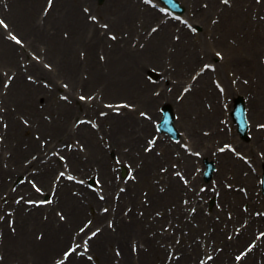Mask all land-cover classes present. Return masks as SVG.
Returning <instances> with one entry per match:
<instances>
[{"label":"bare ground","instance_id":"obj_1","mask_svg":"<svg viewBox=\"0 0 264 264\" xmlns=\"http://www.w3.org/2000/svg\"><path fill=\"white\" fill-rule=\"evenodd\" d=\"M180 1L187 10L190 9L186 19L189 22L193 18L198 20L204 29L210 24L209 20L217 18L211 24V39L203 34L195 40L190 31L181 26L174 32V28L178 27L176 22L159 18L140 0H104L100 6L93 4L92 0H52L49 8L43 4L45 0H0V17L7 19L11 32L24 42L17 45L7 40L5 30L0 27V88L4 86L6 76H11L6 91L2 93L0 89V188L6 190L2 191L6 192V196L0 200V213L3 207L13 209L15 213L14 233L8 225L9 215L0 219V255L3 259L0 264L10 261H17L16 264H54L53 258L60 253V248L73 237L83 239L97 227L100 230L88 238L91 245V253L88 254H92L95 261L97 258L96 264H155L153 246H149V251L144 254L139 248V253L134 254L130 248L131 240L137 239V244H149L156 238L142 234L138 229L142 227V222H147V226L153 229L167 220H170L171 226L176 225L172 228L180 233V240L183 239L185 245L175 246L177 252H182L175 264H188L191 257L205 253L202 241L209 243L211 239L223 238L220 227L225 225L228 228L230 223L227 217L221 216L223 210L218 211L221 216L218 221L212 215H204L203 203L198 200L196 191L193 194L176 178H169L173 169L168 162L174 160L171 153L178 146L166 144L165 139L158 136L155 146L145 151L149 138H152V135L148 137L152 131V119L140 117L139 112L144 111L156 118L160 115L158 107L165 103L175 108L178 114L174 122L183 129V140L188 138L190 146L195 147L194 151L200 148L201 158L214 161L217 171L214 173L216 190L213 194L219 192L218 201L226 204L237 220L246 216V212L238 208L240 200H244L249 207L255 206L252 188L256 187V180L253 174L243 175L241 170H245V164L233 158L228 151L214 153L215 138L225 132L220 131L215 122L221 105L214 102L213 97H220V93L216 88L209 92V79L212 74L216 75L225 93L235 96L244 92L248 96L246 104L251 117L259 118L255 117V110L260 103L264 104V64L258 59L261 54L259 46L264 44V26L261 27L263 21L251 19L250 9L257 6L262 13L264 0L257 5L248 0V8L242 7L246 0H229L228 4L218 0ZM92 14L107 24L108 33L116 35L114 41L105 40L103 26L89 20ZM153 26L155 28L151 29ZM149 31L151 33L147 35ZM134 36L137 42L132 46ZM142 42L143 46L139 48ZM198 44L204 45L207 57H211L212 45L220 47L224 58L220 63H213V72L208 69L191 78L200 60ZM26 47L34 52L35 57L29 56ZM101 54L105 56L103 60ZM45 62L51 63L53 68H46ZM226 62L231 65L233 77H237L235 84L231 81L227 69L230 66L225 65ZM252 64L254 66H250ZM151 66L161 70L162 82L144 79ZM6 68L9 71H1ZM27 75L31 77L29 80ZM178 77L180 82L168 91L171 79ZM243 77L249 78L250 85H242L240 80ZM43 80L48 84H43ZM59 81L64 82V88ZM182 82H185L184 87L190 83V88L184 94V100L178 102L173 94ZM155 86L158 92L153 95L151 91ZM85 92L95 96L90 100L79 99L78 95H85ZM60 94L64 97L61 98ZM203 98L209 101L211 109L202 106L197 110L195 104H202L201 100L205 101ZM210 100L213 101L212 106ZM102 101H125L131 108L123 106L116 113L104 106ZM82 117L90 118L97 126L86 122L76 124V120ZM25 123L31 126L32 133L25 134L29 131ZM251 127L255 138L247 146L253 147L257 141L264 148V139L258 138L261 131L264 134V129L257 130L255 125ZM258 140L261 142L258 143ZM69 144L72 145L70 148ZM155 148L161 151L160 155H156ZM52 150H57L66 164L51 156ZM176 150L185 153L179 147ZM108 152L112 157V154L117 155L123 163L129 158L137 178L125 183L121 178V184L115 182V171L111 168L110 159L105 158ZM180 156L177 166L179 170H184L190 186H193L196 184V178H192L196 157L188 154ZM139 162L141 165H138ZM163 164H167L165 174L158 170ZM21 171L26 177L29 175L37 179L39 187L47 193L53 191L49 203L44 206L33 202L25 204L26 199L36 196L28 180L18 186V195H23L22 199L18 202L11 200L15 196L12 181ZM60 171L73 173L76 178H83L79 175H99L104 200H99L95 192L76 181L63 176L57 179L54 173L58 175ZM225 181H232L235 185L245 184L249 193L246 192V195L233 188L227 189ZM118 184L124 189L118 191L119 195L114 200ZM143 190L146 191L144 195ZM205 192L201 191L199 195L206 198L211 195L210 191ZM0 195L2 197V193ZM100 204L115 205V208L106 214H99L95 210ZM189 206L196 208L193 213L187 211ZM127 207H130L129 211L123 214L122 210ZM140 209L143 210L141 216L137 215ZM153 212H159L161 216L151 218ZM84 217L92 219L95 226L89 225L78 233L76 226ZM110 219L114 230L105 223ZM225 220L226 224L223 223ZM198 221V226L193 227V223ZM260 222L258 218L257 223ZM210 227L213 231L208 238L202 231ZM253 227V221L249 220L233 240L223 239V250L228 245H237L252 237ZM186 230L187 234L184 233ZM196 236L200 237L199 244L193 242ZM159 237L164 239L169 235L167 232L159 233ZM187 241L191 246L188 247ZM114 245H117L120 254L111 252ZM108 246L111 248L106 250ZM75 252L69 254L62 264H94L89 258L76 256ZM254 253L256 255L257 248ZM217 257L229 260L230 254L223 255L220 251ZM248 263L257 264L256 257ZM260 263L264 264V256Z\"/></svg>","mask_w":264,"mask_h":264},{"label":"rangeland","instance_id":"obj_2","mask_svg":"<svg viewBox=\"0 0 264 264\" xmlns=\"http://www.w3.org/2000/svg\"><path fill=\"white\" fill-rule=\"evenodd\" d=\"M92 2H93V4H95L96 6H100L102 3L101 2H99V0H92ZM103 2V1H102ZM254 11L256 10V8H254L253 9ZM91 17H95V16H91ZM90 17V18H91ZM100 23H102V22H100ZM103 24V23H102ZM196 29H197V32H199V33H201V27L199 26H197L196 27ZM198 33H192V35H194V37H195V40H197L199 37H200V35H197ZM205 37H209V34L208 35H205ZM110 37H108L107 36V39H109ZM134 41V43L132 44V46L137 42V40L136 39H134L133 40ZM199 42V41H198ZM143 46V43H140L139 45H138V47L139 48H141ZM26 51H28L29 53H34V52H32V51H30L29 50V48H27L26 47ZM197 52H198V55H199V58H200V60H199V62H198V64H197V66L195 67V72L194 73H196L198 70H200L199 68H200V66L201 67H203V65L204 64H208V62H212V63H218V62H221V57H218L217 55H216V53H214V46H211V57H207L208 56V53L206 52V50H205V47H204V45H201V44H198L197 45ZM103 57L101 56V59H102ZM46 64H47V66L48 67H50L49 69H52L53 68V66H52V64L51 63H47V62H45ZM204 69V68H203ZM5 70H8L7 68L6 69H1V71H5ZM155 70V68L154 67H152V71H151V73L153 74L154 72H156V73H158L156 70ZM202 72L200 71V74H201ZM233 74L231 73V76H230V78H231V80H234L235 81V79H237V78H232L233 76H232ZM86 76H87V74H86ZM145 78L146 79H149V81H155V77L153 76V75H151V74H146L145 73ZM28 80V79H27ZM180 80V77H178V78H172L171 79V83H172V85H169V87H168V90H171V88H173V85H176V84H178V82H180L179 81ZM244 81H245V83L243 82V84L245 85V84H247V82H248V80L247 79H243ZM4 81H6V84L4 85V88H0L1 89V92L2 93H4L6 90H5V87H6V85H7V83H8V81H9V77H8V75L6 76V78H5V80ZM4 81H3V83H4ZM158 81H160V82H162V78H159V80ZM47 81H45V80H43V83H46ZM59 83L61 84L62 83V85L64 86L65 84H64V82H61V81H59ZM184 85H185V82H182V84H180L179 85V88H177V90H176V92L173 94V97H174V100L176 99V101H183L184 99H182L181 97H182V89H183V87H184ZM62 86V87H63ZM214 86L215 85H213V83H212V77L209 79V92H211L212 91V88H214ZM64 88V87H63ZM93 89V88H92ZM92 89L90 90V92L92 91ZM153 91H151V93L153 94V95H156V92L158 91V88H156V86L152 89ZM184 90V89H183ZM95 96V94H88L87 92H85V95H82V94H80V95H78V98L80 99V98H87V97H89L90 99L91 98H93ZM224 97H223V100H222V104H223V106H224V108H226L227 107V103H228V108H229V111H228V109L226 108L225 110H222V113H221V111H220V114H219V116H218V118H216L215 119V122H217L218 123V125H219V127H220V129L223 131V129L225 130V128L227 129V133H226V135H225V137H218V138H215V140H216V142H217V144H216V142H214L213 143V148H214V153H215V151L218 149V147H217V145L218 144H220V143H229V144H233L234 146H235V148L237 149V150H240V152L241 153H243V154H250V153H253L256 157L258 156V154H262L261 152H259L258 151V148L257 149H255V150H253V152H252V150L250 151V152H247L246 153V151H247V149H246V145H245V143H247L248 141L247 140H243V138L237 133V131H236V127H235V125H234V123H233V121H232V119H231V117H230V107H231V104H230V106H229V101H230V99H231V101H232V99L234 98H231V96H229V95H223ZM190 98V97H189ZM119 99H121V98H115V100H119ZM181 99V100H180ZM205 101H203V100H201V102H202V104H195V105H197V110H200V108H203L204 106H206V108L207 109H211L210 107H209V101L208 100H206L205 98H203ZM111 100V99H110ZM213 100H214V102L216 101V102H219V104H220V101H221V99L219 98V96H217V97H213ZM194 101V100H193ZM103 102V104L105 105L106 103H109L108 101H102ZM232 103H233V101H232ZM210 104H211V106H212V104H213V101H211L210 100ZM108 106H109V104H108ZM203 106V107H202ZM157 108V107H156ZM222 108V107H221ZM174 111V110H173ZM175 115H177L178 116V114L176 113V110L173 112ZM144 114H146V115H149V113H145L144 111H140L139 112V116H142V115H144ZM223 115H224V119H223ZM156 118H158V116L156 117ZM226 119V120H225ZM156 120V119H155ZM260 121V120H259ZM262 121V120H261ZM175 123V122H174ZM174 126L176 127V129H177V131L179 130V128H181L180 126H177L176 125V123L174 124ZM31 127V126H30ZM29 127V128H30ZM30 133L32 132V131H29ZM153 132V131H152ZM151 132V133H152ZM179 132V134H180V136L178 137V139H179V141H178V143L176 142L175 144H174V146L175 145H177L181 150H183L182 149V145H183V143L185 144V142L186 143H188V144H186V146L187 147H190V149L188 148V150L187 151H191V153H200L201 154V152L200 151H194L193 150V147H191L190 146V143L188 142L189 141V139L188 138H185V140L186 141H184L183 140V136H184V131H182V130H179L178 131ZM248 133H252V132H249L248 131ZM164 138H167V136L165 135L164 136ZM240 141H243L244 143L243 144H241V142ZM145 145V144H144ZM107 147V146H106ZM178 147H175L176 149L178 148ZM195 148V147H194ZM82 149V148H81ZM176 149H174L173 151H172V153H171V156L173 157V159H180L181 158V156L180 155H182L183 154V156H186L187 154L186 153H181V152H177V150ZM199 149V148H198ZM197 149V150H198ZM157 150V149H156ZM160 151V150H159ZM50 153H53V151H50ZM110 155H111V153H107L106 155H105V158H109L110 159V161H113V159L112 158H110ZM112 155H114V160L116 159V162H117V164H118V162H122L123 160H121L120 158H118L117 157V155H115V154H112ZM259 155V157H261ZM208 157V156H207ZM204 158L205 157H203V158H200V157H197L196 158V160L198 159H201V161L200 162H198L196 165H195V171H194V173H193V176H192V178H198L197 179V181L196 182H198V183H196V186H197V189H200V188H202V187H204V186H207L208 184V188L210 187V183L211 182H213V180H214V178H212V181H208V183L205 185V184H202V182H204V180L202 179V173H201V171L203 170V166H204V163H203V160H204ZM205 159H209V158H205ZM264 157H261V160H260V164H259V167H260V165H263V163H264ZM126 160H127V162H126ZM126 160H124L125 161V164L127 163H129L128 161H129V158H126ZM183 160V159H182ZM195 160V161H196ZM209 161H211L210 159H209ZM213 163H214V161H212ZM113 163V162H112ZM131 163V162H130ZM168 163H170V166L172 167V168H174V170L176 169L177 170V163L175 162V160H173L172 162H168ZM140 164V162L138 163V165ZM215 164V163H214ZM141 165V164H140ZM166 166H167V164H163V165H159V168H158V170L162 173V174H165V172L167 171V168H166ZM120 167V166H119ZM215 167V166H214ZM116 168V167H115ZM217 168V167H216ZM215 168V169H216ZM251 168H253L254 170H256V168H257V166H255V165H253L252 164V166H251ZM31 171V170H30ZM182 172V171H181ZM181 172H179V171H170V176H169V178L170 177H172V176H174V174H175V176H174V178H176L175 180H177V182L179 183V184H182V185H184V184H186V183H188L189 182V178H188V176L186 175V178L184 177V175H182V176H180L179 178H180V180L178 179V177H176V175H177V173L179 174V175H181ZM117 173H119V172H117ZM183 173V172H182ZM196 173H198L197 175H196ZM244 173V172H243ZM23 174V172L21 171L20 173H19V175H22ZM166 175H168V174H166ZM194 175H196V176H194ZM213 176V175H212ZM94 179V181H95V183H98L97 182V180L99 179H97L96 178V176H92V174L88 177V179L87 180H89V179ZM120 178V173L119 174H115V178L114 179H116V180H118ZM28 179H31V178H28ZM230 179H231V177H230ZM32 180V179H31ZM34 181V180H33ZM101 181V180H100ZM35 182V181H34ZM232 182V181H231ZM231 182H226L225 181V186H226V188L228 189L229 187V189H231V188H233L234 189V187L236 188V189H234V190H245V186H244V184L243 185H241L240 183H238V185H235V184H233V183H231ZM94 183V184H95ZM15 187V186H14ZM186 187H188V189L190 190H194L195 188H193V186H190L189 184H186ZM200 187V188H199ZM159 188H162V187H159ZM118 189H120V186L118 187ZM161 190V189H160ZM200 191V190H199ZM198 190H197V192H199ZM246 191V190H245ZM244 191V192H245ZM144 192H146V191H144L143 190V195H144ZM19 192H16V195L18 194ZM98 193V192H97ZM254 193L255 194H257L258 193V200H257V198L256 199H254V200H257V203H259L260 202V200L262 199H264V197H262V195L259 193V191H258V189H256L255 191H254ZM46 195V196H45ZM19 196V195H18ZM17 196V197H18ZM37 196H39L40 197V199L42 200V201H44V200H47V199H49V196H48V194H46V193H44V194H37ZM257 196V195H256ZM36 197V196H35ZM46 197V198H45ZM260 198V199H259ZM15 200L17 199V198H14ZM34 199H36V198H34ZM142 201L144 200V196L142 197V199H141ZM186 200H187V198H186ZM205 203H209V205H208V207L206 208V209H204V215L205 214H208L209 212H211V209L212 210H215L216 212H214V213H212L211 212V214H213V216L215 217V219H218V218H216V217H219V213L217 212V211H221V210H223V204H221V203H219V202H217V200H215V201H213V199L210 197L209 199H207V201L205 202ZM261 204L260 205H258L257 206V209H259L258 211H261L260 210V208L261 209H263L264 208V200L263 201H261L260 202ZM246 206H247V204H242V202L239 204V207H240V209H242V210H244V209H246ZM107 207L108 206H104L103 208H105V209H107ZM109 208V207H108ZM188 210H193V209H195L194 207H188L187 208ZM99 210H102V205H100L99 206ZM169 210V209H168ZM252 211L253 210H250V212L252 213ZM139 212H140V210H137V214H139ZM168 212H170V211H168ZM253 213H254V211H253ZM141 214V213H140ZM217 214V215H216ZM230 214H231V212H230ZM153 215H157L158 217L159 216H161V213H156V212H153V214H152V216ZM0 216H2L1 214H0ZM2 218V217H1ZM87 220H89V219H86V217H84V218H82V220H81V222H79V224L76 226V227H79L81 224H83L85 221H87ZM169 220H168V224H166V222H163V223H158L159 224V226L158 227H156L157 229H158V231L160 232V231H162V230H165V231H168V228L170 229V231H172L173 229L172 228H170V224H169ZM196 224L198 225L199 223H194L193 224V227L194 226H196ZM263 225H264V223H263ZM111 228H112V230H114L115 228H114V226L112 227V225H111V223H110V225H109ZM90 227H94V225H91ZM142 227H144V228H147V226H142ZM173 227H176V225H173ZM14 229V226H10V230H11V232L13 233V230ZM90 229H92V228H90ZM89 229V230H90ZM149 229H150V227H149ZM88 230V231H89ZM212 229L210 228V231H211ZM186 233V232H185ZM203 233H205V231H203ZM153 234V232L152 231H150L149 230V232H148V235L149 236H151ZM187 234V233H186ZM173 240H174V242L175 243H178V241H179V238H178V235H174L173 234ZM200 240V237L199 236H196V239H193V242H197L198 244H199V241ZM248 241V240H247ZM246 241V242H247ZM246 242L245 243H243L242 245H240L239 247H243L245 244H246ZM86 243H87V240H86ZM69 244H70V242H69ZM68 243L67 244H65V246H63L62 248H60V253L62 252V251H64V249H66L67 248V245H69ZM160 246H164V243H160ZM170 244L169 243H167V248L169 249V251L170 252H168V254L166 255V248H164V249H161L160 251H158L157 253L156 252H154V254H153V256H152V258L155 260V264H160V262H162V261H164V264H170V263H168V261H165V259H168L169 258V256H171V255H173V252L171 251L172 250V248H170ZM134 247H136V245H134ZM195 247H198V246H195ZM111 248V247H110ZM109 248L107 247V249L106 250H108ZM149 249V247H147L145 250H148ZM240 248H235V251L237 250H239ZM118 251V247H117V245H114V248H112V252H113V254H115L114 252H117ZM234 251V252H235ZM229 252H230V250H229ZM233 252V253H234ZM60 253L58 254V255H60ZM176 254H174L175 256L176 255H179V253L178 252H175ZM232 253V254H233ZM236 253V252H235ZM144 254V253H143ZM159 256H161V258L160 259H156L155 257H159ZM60 257V256H59ZM232 258H233V256H232ZM54 259V258H53ZM191 260L189 261V263L188 264H198L197 262L200 260V257H198L197 255L196 256H193V257H191L190 258ZM198 259V260H197ZM197 260V261H196ZM0 262L1 263H3V259H2V256L0 255ZM16 262L17 261H10V263H8V264H16ZM97 262V261H96ZM94 263H95V261H94ZM26 264V263H25ZM28 264V263H27ZM29 264H31V263H29Z\"/></svg>","mask_w":264,"mask_h":264}]
</instances>
